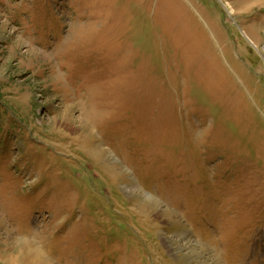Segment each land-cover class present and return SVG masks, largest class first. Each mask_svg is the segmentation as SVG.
I'll return each instance as SVG.
<instances>
[{
    "label": "rangeland",
    "instance_id": "374dc122",
    "mask_svg": "<svg viewBox=\"0 0 264 264\" xmlns=\"http://www.w3.org/2000/svg\"><path fill=\"white\" fill-rule=\"evenodd\" d=\"M43 263L264 264V0H0V264Z\"/></svg>",
    "mask_w": 264,
    "mask_h": 264
},
{
    "label": "bare ground",
    "instance_id": "6f19581e",
    "mask_svg": "<svg viewBox=\"0 0 264 264\" xmlns=\"http://www.w3.org/2000/svg\"><path fill=\"white\" fill-rule=\"evenodd\" d=\"M185 236H186V235H185ZM192 249H193V248H192ZM193 255L196 256V257L198 256V259H200V260L203 262L202 256H201V257L199 256V255H200L199 252H194ZM47 260H48V259H47ZM43 264H44V263H43Z\"/></svg>",
    "mask_w": 264,
    "mask_h": 264
}]
</instances>
